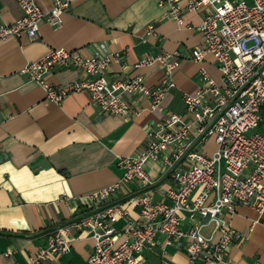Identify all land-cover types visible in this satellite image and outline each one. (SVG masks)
Listing matches in <instances>:
<instances>
[{
    "label": "built area",
    "instance_id": "obj_1",
    "mask_svg": "<svg viewBox=\"0 0 264 264\" xmlns=\"http://www.w3.org/2000/svg\"><path fill=\"white\" fill-rule=\"evenodd\" d=\"M17 1L23 15L0 22V39L23 33L37 38L43 21L62 26L74 0H54L49 9L37 0ZM159 4L168 5L165 15L181 25L187 11L206 12L198 26L202 43L189 54H147L136 63L163 65L165 75L158 85L147 84L142 74L109 79L106 70L121 54L101 49L85 55L79 49L50 47L20 68L50 101L60 103L71 93L87 90L102 111L122 115L138 113L127 93L144 95L156 107L176 87L172 74L184 58L202 62L212 55L221 71L219 82L205 66L200 67L202 86L195 93H184L186 113L167 112L148 127L139 151L119 155L120 178L90 195L92 210L58 225L47 244L30 255V264L68 252L74 230L94 239L88 264H145L146 253L156 244L163 255L175 245L191 261L230 263L229 245L247 238L233 223L237 208L245 204L259 215L264 212V128L255 130L264 126V0H159ZM154 27L151 23L148 32ZM64 66L77 67L85 76L51 83L47 75ZM210 140L216 145L212 152L201 148ZM150 160L160 163L162 176L170 179L159 199L154 198L158 178L145 168ZM129 182L136 183L139 191L126 190ZM117 193L139 208L141 218H134L129 206L112 200ZM121 218L124 224L118 228L115 223ZM209 224L212 231L206 235Z\"/></svg>",
    "mask_w": 264,
    "mask_h": 264
},
{
    "label": "crops",
    "instance_id": "obj_2",
    "mask_svg": "<svg viewBox=\"0 0 264 264\" xmlns=\"http://www.w3.org/2000/svg\"><path fill=\"white\" fill-rule=\"evenodd\" d=\"M37 1L43 9L54 3ZM168 8L159 0H74L62 26L43 21L37 38L23 33L0 39V264H30V255L47 244L58 225L92 210L90 195L120 178L117 157L139 151L148 127L167 112L186 113L184 93H195L202 86L201 66L221 81L212 55L202 62L184 58L172 74L176 87L156 107L144 95L127 93L138 113L122 115L102 111L87 90L71 93L60 103L50 101L45 90L20 68L41 58L50 47L79 49L85 55L101 49L121 54L106 70L109 79L142 74L147 84L158 85L165 67L159 63L138 67L139 59L165 51L187 55L203 39L198 26L206 10L187 11L181 25L165 15ZM22 15L17 0H0V22ZM151 23L155 27L148 32ZM84 76L83 70L64 66L47 79L65 84ZM215 147L210 140L201 148L212 152ZM145 168L158 178L154 198H162L170 179L162 176L160 163L150 160ZM125 189L139 191L134 182ZM112 200L129 206L132 216L141 218L139 208L122 193ZM233 223L247 238L229 245L230 263L215 264H264V212L259 215L251 206L240 204ZM123 224L121 218L115 226ZM211 231V224L204 228L206 235ZM73 234L68 252L55 253L40 264H88L94 239L77 230ZM167 253L163 255L156 244L146 253L145 264H203L191 261L175 245Z\"/></svg>",
    "mask_w": 264,
    "mask_h": 264
},
{
    "label": "rangeland",
    "instance_id": "obj_3",
    "mask_svg": "<svg viewBox=\"0 0 264 264\" xmlns=\"http://www.w3.org/2000/svg\"><path fill=\"white\" fill-rule=\"evenodd\" d=\"M262 128H264V126H263V127H258V128H255V130H257V129H262Z\"/></svg>",
    "mask_w": 264,
    "mask_h": 264
}]
</instances>
